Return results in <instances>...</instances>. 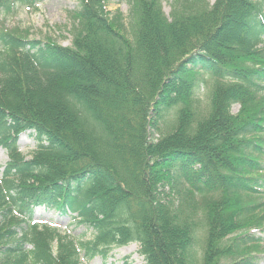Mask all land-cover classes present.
<instances>
[{
  "label": "trees",
  "instance_id": "trees-1",
  "mask_svg": "<svg viewBox=\"0 0 264 264\" xmlns=\"http://www.w3.org/2000/svg\"><path fill=\"white\" fill-rule=\"evenodd\" d=\"M41 1L0 0V14ZM125 1L130 35L103 0L79 2L70 47L0 27V264H86L130 242L143 264H261L264 0L169 17ZM39 210L83 232L60 234Z\"/></svg>",
  "mask_w": 264,
  "mask_h": 264
},
{
  "label": "rangeland",
  "instance_id": "rangeland-1",
  "mask_svg": "<svg viewBox=\"0 0 264 264\" xmlns=\"http://www.w3.org/2000/svg\"><path fill=\"white\" fill-rule=\"evenodd\" d=\"M81 0H42L37 6L34 7H18L16 10L10 13L0 15V27L4 31L12 34L15 37L26 38L40 41H51L63 47H70L74 31V19L73 16L77 13L79 2ZM135 2V0H133ZM161 4L162 12L165 16L169 17L171 13L181 15V13L188 10V8H195L199 3L197 0H157ZM206 1V0H201ZM211 4L214 0H208ZM106 11L110 14L115 12L120 14V19L123 20V31L126 30L130 35V31L133 30L134 25H131L130 5L125 0H103ZM136 14V12H135ZM136 14V19H137ZM202 91V90H201ZM208 105V93L206 89L197 98L195 105L196 111L199 115H204L207 111ZM238 106L232 107V112L235 113ZM174 120V117L170 115L168 117V123ZM29 135V134H28ZM26 133L22 134L19 139L20 153L25 158H30L32 151L35 149V140L28 136ZM157 134L152 133L151 140L157 139ZM9 160L7 152L0 147V175L4 165ZM167 192V190L165 189ZM177 205V202H174ZM198 216L194 217L198 220H203V211L198 209ZM11 223H16L19 217L15 214L12 215ZM36 219L45 220L49 227L56 228L60 234H68L73 236H79L83 232L84 226L77 224L69 220L68 217H61L57 219L55 214L47 213L43 214L42 210L37 212ZM53 225V226H52ZM20 229V228H18ZM201 240L197 247L194 248L195 256L200 259L201 245L203 241V232L199 231ZM264 238V231L259 234ZM89 236V233L86 234ZM30 248V245H26ZM139 245L136 242H131L118 247L113 248L108 252L105 257H95L87 264H143L142 256L138 253ZM253 252H257L261 258V264H264V242L254 245L250 249ZM82 260V259H81Z\"/></svg>",
  "mask_w": 264,
  "mask_h": 264
}]
</instances>
